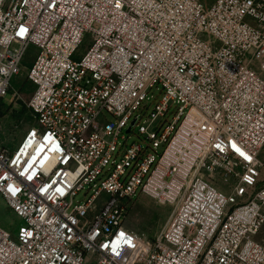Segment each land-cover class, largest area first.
I'll use <instances>...</instances> for the list:
<instances>
[{
  "label": "built area",
  "instance_id": "2783aa9c",
  "mask_svg": "<svg viewBox=\"0 0 264 264\" xmlns=\"http://www.w3.org/2000/svg\"><path fill=\"white\" fill-rule=\"evenodd\" d=\"M32 45L0 264H264V0H0V109ZM142 195L172 207L151 239Z\"/></svg>",
  "mask_w": 264,
  "mask_h": 264
},
{
  "label": "rangeland",
  "instance_id": "374dc122",
  "mask_svg": "<svg viewBox=\"0 0 264 264\" xmlns=\"http://www.w3.org/2000/svg\"><path fill=\"white\" fill-rule=\"evenodd\" d=\"M87 46L88 42H85L77 55H83ZM36 55L37 48L33 45L30 46L22 63V71L13 78L10 91L2 103L0 109V147L15 149L27 131L35 124V118L27 106L28 101L33 95L34 85L29 81L27 74ZM149 97L148 105L152 110L161 95L156 91L151 92ZM178 106V104H173L172 111L176 112ZM172 116L171 114L170 118ZM124 133L127 137H130L129 143L141 141L138 135V126L130 134H127L126 130ZM260 158L264 161V149ZM210 182L225 191H231V188L227 185L228 183L217 178L211 179ZM86 200L87 197L82 192L76 196L74 203L77 204ZM171 210L172 207L170 205L163 206L153 198L142 195L131 206L126 225L144 239H151L161 229ZM21 224L22 220L1 202L0 226L15 234ZM257 239L264 240V230L258 235Z\"/></svg>",
  "mask_w": 264,
  "mask_h": 264
},
{
  "label": "snow or ice",
  "instance_id": "6c2138e0",
  "mask_svg": "<svg viewBox=\"0 0 264 264\" xmlns=\"http://www.w3.org/2000/svg\"><path fill=\"white\" fill-rule=\"evenodd\" d=\"M241 155H243V153H241ZM247 158V157H246ZM123 235V234H122Z\"/></svg>",
  "mask_w": 264,
  "mask_h": 264
}]
</instances>
